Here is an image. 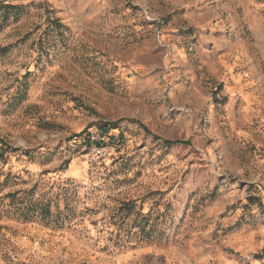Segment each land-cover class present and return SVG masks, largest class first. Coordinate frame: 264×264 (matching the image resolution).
<instances>
[{"label": "rangeland", "instance_id": "obj_1", "mask_svg": "<svg viewBox=\"0 0 264 264\" xmlns=\"http://www.w3.org/2000/svg\"><path fill=\"white\" fill-rule=\"evenodd\" d=\"M0 264H264V0H0Z\"/></svg>", "mask_w": 264, "mask_h": 264}, {"label": "trees", "instance_id": "obj_2", "mask_svg": "<svg viewBox=\"0 0 264 264\" xmlns=\"http://www.w3.org/2000/svg\"><path fill=\"white\" fill-rule=\"evenodd\" d=\"M168 143H171V142L168 141Z\"/></svg>", "mask_w": 264, "mask_h": 264}]
</instances>
